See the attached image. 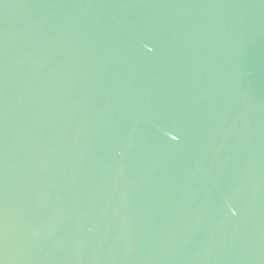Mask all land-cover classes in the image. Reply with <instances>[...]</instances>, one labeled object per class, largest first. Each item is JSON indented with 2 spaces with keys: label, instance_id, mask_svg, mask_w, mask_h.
<instances>
[{
  "label": "water",
  "instance_id": "95a60500",
  "mask_svg": "<svg viewBox=\"0 0 264 264\" xmlns=\"http://www.w3.org/2000/svg\"><path fill=\"white\" fill-rule=\"evenodd\" d=\"M0 264H264V0H0Z\"/></svg>",
  "mask_w": 264,
  "mask_h": 264
}]
</instances>
